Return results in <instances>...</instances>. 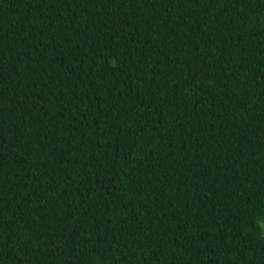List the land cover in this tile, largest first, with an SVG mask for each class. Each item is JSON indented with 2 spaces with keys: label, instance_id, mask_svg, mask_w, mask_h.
Listing matches in <instances>:
<instances>
[{
  "label": "trees",
  "instance_id": "trees-1",
  "mask_svg": "<svg viewBox=\"0 0 264 264\" xmlns=\"http://www.w3.org/2000/svg\"><path fill=\"white\" fill-rule=\"evenodd\" d=\"M264 0H0V264H264Z\"/></svg>",
  "mask_w": 264,
  "mask_h": 264
},
{
  "label": "rangeland",
  "instance_id": "rangeland-1",
  "mask_svg": "<svg viewBox=\"0 0 264 264\" xmlns=\"http://www.w3.org/2000/svg\"><path fill=\"white\" fill-rule=\"evenodd\" d=\"M262 227H264V224H263V226Z\"/></svg>",
  "mask_w": 264,
  "mask_h": 264
}]
</instances>
